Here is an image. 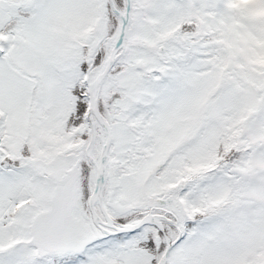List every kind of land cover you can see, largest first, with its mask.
<instances>
[{"label":"snow or ice","instance_id":"6c2138e0","mask_svg":"<svg viewBox=\"0 0 264 264\" xmlns=\"http://www.w3.org/2000/svg\"><path fill=\"white\" fill-rule=\"evenodd\" d=\"M0 264H264V0H0Z\"/></svg>","mask_w":264,"mask_h":264}]
</instances>
